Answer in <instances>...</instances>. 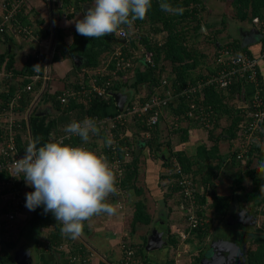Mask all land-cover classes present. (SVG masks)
<instances>
[{"label": "crops", "instance_id": "0c3cea01", "mask_svg": "<svg viewBox=\"0 0 264 264\" xmlns=\"http://www.w3.org/2000/svg\"><path fill=\"white\" fill-rule=\"evenodd\" d=\"M85 3H90L91 5L93 1H85L82 3V5ZM70 6L71 5L68 4L63 5L61 0H26L20 12L21 16L23 18L25 17V22H27V24L25 23L24 25L28 26L31 29V33L33 34L27 35L14 30H9L5 36H2L0 38V54L12 52L14 55V70H12L13 68H8L4 70L3 63L0 64V120H8L9 118L13 117L16 122L19 123V125L15 127V133L17 134L18 129L20 133V136L17 140L19 142H23L24 144L27 143L30 139L36 137L37 135L42 137L41 144H43L44 142H49L50 139L48 140V137L53 135L52 133L54 131L51 130L52 128L49 129V125L53 122L54 117L58 116V111H56L57 109L52 103L51 97L47 96L48 94L57 91L58 95L63 88L68 86L74 87V82L76 83L77 79L79 80V83L81 81H83L82 83L89 81L91 73H88L89 78H85L87 76L85 69L88 68L84 65V61L86 60V58L82 53L70 52L67 55L60 57L59 59L53 60V55L55 53L54 52L53 55H51L52 57L50 61L47 63L49 79L46 84L42 85V79L38 78L36 80H32L31 89H25V85L31 81L30 75L34 72L36 67L35 64H37L32 57V52L35 49L42 48V46H45L47 42H52L54 46H56V28H60L63 30V40L66 44L72 43L74 39L72 29L75 27V21L83 18L84 10L83 7H81L80 10H76L71 15H69L68 12H72ZM224 12L225 10L222 11L221 15L224 14ZM257 17L259 19L258 21L252 19V21H249V23L246 22V20H241L234 17L232 21L227 22L224 27V30H222V32L218 34L216 42L220 44L226 39L231 40L232 38H236L240 42L241 46L246 45L252 50V55H257L260 49L262 48L263 41L261 36L264 35V19L259 18V16ZM213 18L214 15H211L209 17V19L211 20ZM38 19H41L40 23H38ZM236 21H238V24L236 23V25L238 26L239 34L235 35L231 25ZM202 25L204 27L203 29H200V31L208 33V31L210 30L209 26L204 22L202 23ZM134 42L139 43L137 39H135ZM202 42L203 45H205L203 47L202 44H197L199 45L200 50H204V52L206 53L207 50H209L211 42L207 40H204ZM73 53L80 54L82 56L80 60V62H82L79 66H75L74 59L72 57ZM211 56H209L207 60L212 58ZM26 63H29L28 66L29 68L32 67V71L29 72V70H22L24 69ZM208 64L207 66L206 64H200V66L196 68V72L199 71L200 68L201 74H206L212 68V61H210L209 65ZM4 65H6V63H4ZM137 65L135 67V70H133V73L135 74L132 75L142 80H149L151 75V69L148 68L146 65ZM19 70L21 72H19ZM165 70L168 71L167 69ZM39 72L43 73V64H41ZM7 73L10 74L6 76ZM25 78H29L30 80L26 81V83H23L22 81ZM258 87H261L262 93ZM257 89L261 96H264V60L259 62L257 81H248L247 83H245L244 89L241 90V92L244 93V96L241 95L242 97L240 101H238L237 106L241 104L242 99L246 101L251 96H253ZM21 94H26L27 96L31 94V98L27 104H23L19 100L17 101ZM112 96L113 103L110 104L109 107H112L116 104L114 95L112 94ZM131 98L132 97H130L129 99ZM227 98L229 99V102L236 101L237 99L236 97L231 98L229 96ZM77 99L78 98H71L69 103L64 106H62L60 102L59 104L63 108L68 106L71 100ZM11 105L13 106L12 108H10ZM223 112H225V110ZM170 116L171 114L167 116L165 115L161 120L159 126L161 129L159 136L160 139H165L166 137L170 139L169 143L171 144V149H169L168 146L164 145L163 147L158 149V151H156V147L154 148L155 143L152 141L149 142L150 144L147 143L149 145L154 144L152 147L149 145L143 146L141 144H135L137 142L133 143L136 147V151L134 157H132L131 159L135 158V186L137 187V189H135L134 187L130 190L124 189L123 193L109 196L108 201L116 208V210L120 212L119 222L114 225L115 229L113 231L114 235H118V246L116 249H113L111 247L110 250H107V252L103 253L97 251L98 256L96 255V259L99 260L98 264H111L109 262H112V264L117 263L121 256L120 245L122 241L130 243L131 246L133 245V247L135 248L139 246V244L143 243L145 255L147 258V264H193L190 259L196 254H194V251L196 248H198L197 245L199 243V238L201 239L202 237L196 238L195 236H193V244H191L189 240H183L182 237L180 239L181 233L184 232L182 228L187 222L186 214L187 212H193V204H190L189 206L185 205L183 199L180 198L179 190L174 189L177 185L174 182H170L173 179L171 176H169L168 168H170L171 165L168 164L170 160L174 162L173 158L175 157L173 156L176 155L175 151L177 150H182L186 155H216L217 150V155H227L226 158H223L221 164L219 165L217 175L218 182L214 187V191L218 194H223L230 197L228 205L229 208L237 199L235 202L242 203V208H248L250 212H252L253 210L256 216L255 221L251 218L252 223L258 224L259 232L256 236H264V231L260 230V221L264 217V215L262 214V211L264 209V203H262L261 199L258 197H250V195H252L253 193L252 179L245 177L240 184L236 183L235 187H233L232 185V183L234 182L233 180L237 175L238 167L230 164V156L228 155H231L230 152L234 150L237 151V154L241 153V155H244L246 152H243L244 154L242 153V146L240 145V141L238 142V140L235 139L237 137L231 138L222 128L223 124L230 123V115L226 114V112L220 115V122L214 128V132L212 133L213 135H211V133H208L209 127L211 128L213 126H211V124L206 126L201 121L200 123L197 121H191L190 123H188V121H185V123L181 122L180 125L185 126L186 124L187 126L188 134L185 139L180 138L181 135H179L177 132L169 133L168 126H170V122L168 121ZM209 121L211 123L210 119ZM221 123L223 124L219 127ZM56 125V128L58 129L62 126H66L67 124L65 123V121H63L61 123L57 122ZM98 127L100 129L99 134L90 138L92 141H95V144L93 143L91 145L87 143L83 146L100 155H105L106 157L107 153H105V151L103 150L104 146L101 136L102 133L105 132V130L99 125ZM0 129L2 130V132L0 133L1 144L3 141L5 142L6 139V131L1 126V122ZM125 129L128 130L130 128L127 127ZM136 129L134 128V131H137ZM151 132L152 130H149L148 134L150 136L152 134ZM218 133L219 140H216L214 138L215 135ZM60 134H64V132L59 133L57 135ZM122 134L123 132H121V136ZM131 136L132 138L138 139L140 137H137L135 134H132ZM258 136L256 139H258ZM23 143L20 145H23ZM81 144H83V142H79L77 145ZM204 146L206 148L213 146L217 149H211L207 152V150H204L205 148H202ZM164 147H167L166 154L162 153ZM260 149L262 150L264 155V139L262 140V142H260ZM169 150H171L170 153H168ZM140 155H143V158ZM168 155H171L169 159H167ZM160 156H164L165 159H161ZM175 161L178 162L176 158ZM169 183H171L170 186ZM23 187V192L25 194L26 199L25 192H29L31 189L33 191V188L27 185L25 183V180ZM208 188L210 187L208 186ZM199 189L204 190L202 185ZM207 199L209 200V197H207ZM232 199L233 202H231ZM140 200L145 204V210L148 211L150 219L147 223H141L139 221H136L134 223V226L132 227L130 225L129 219L131 218V215L133 213L134 204H136V202ZM3 204L4 201L0 199V209L3 207ZM156 211H163V214H160V216H163L164 219L162 221H165L160 222L156 219L155 223H159L160 226L164 224L163 226L165 227L166 225H168L169 228L172 229V231L175 230L176 234L167 235L166 233H162L160 236H164L166 238L165 243L150 244L148 243L149 241L147 239L146 234L149 230V226L152 225L154 221L152 219ZM206 214H215V216L213 215L212 219L220 215H218L212 208L207 209ZM33 216H38L41 221L48 222L46 225L41 227L39 225H36L37 229L40 231V237L42 239H45L46 234L53 228V225L55 224L54 220H52L53 222L51 221L52 217L54 216L51 212L44 214L42 206L37 207L34 211H30L24 206L21 211L17 212L16 219H18L17 222H22L27 226L29 225ZM115 217L116 216L112 217L111 220L114 221ZM2 219L3 216L0 214V239L3 236L1 233V227L2 224H4ZM23 220L27 222H24ZM88 223V221L84 222L83 233L86 232L88 234V237L91 238L90 235H93L94 231H92L91 233L92 228ZM22 233H24L23 229L17 236L18 239L14 237L16 238L17 242L15 247L10 250L12 253V257L14 251L19 248L20 245H23L25 243L29 245L31 254L32 245L30 244L29 240L23 238ZM83 233L76 239L70 238L66 241V238L63 237V240L61 241L66 242V246H69V244H71V247H69L70 251L75 252L78 249H81L82 247L89 249V247H87L86 244L83 242L87 241V239L83 236ZM172 236L180 239L177 244V247H174L171 242ZM40 241L38 244L39 247L37 251L38 258L36 259V261L32 259V264H51V262L53 264L58 263V260L61 259L62 254L61 256L60 254L58 256L57 254L59 252L53 250L49 246V244L41 247ZM105 258L109 259V261L107 260L106 262H104L103 260ZM0 264H16V262L15 260L8 261L5 263H2L0 261Z\"/></svg>", "mask_w": 264, "mask_h": 264}, {"label": "trees", "instance_id": "16d2710c", "mask_svg": "<svg viewBox=\"0 0 264 264\" xmlns=\"http://www.w3.org/2000/svg\"><path fill=\"white\" fill-rule=\"evenodd\" d=\"M61 1L63 5H71L70 7L72 9V12H68V14L71 15L76 10H80L83 2H92L93 0ZM220 1H228L226 2L227 6L231 7L234 10L233 16L237 19L252 21L255 16H259V18L264 19V0ZM168 2L171 3L173 7L182 8V14H170L163 12L159 7V0H152V7L146 14V17L143 20H136L133 24V28L135 27V29L139 31L132 33L130 32V28H126L128 31L127 37L106 36L101 38L89 39L79 35L76 31V28L74 27L72 29L74 39L71 44H66L63 40V30L60 28H56V51L53 55V60L59 59L60 57L65 56L70 52L82 53L86 58V60L84 61V65L88 68L85 69L87 73V76L85 78H87L89 76L88 73H91V69L105 63L104 61H106V59L102 60V57L107 58L110 54L113 53L117 46H121V49L123 50L126 57L134 56V53L137 52L136 56L132 57V62L128 67H126V69H117V77L114 78L108 89H110L111 91H115L118 89L125 90L126 88L135 89V93H138L139 98L142 101L161 93L160 86L162 84L163 77L169 80L173 79V83L179 82L178 86L176 87L177 90L189 83H196L199 78L206 76L205 74H201L200 68L199 71L196 72V68L200 66V64H206V66L208 63L210 64L212 58L208 60L207 58L213 55L215 50L220 46V44L216 42V38L218 34H220L222 30H224L225 25L223 23L222 27L212 28L208 31V33L200 31V26L203 23V15L201 14V11L207 7L208 1L206 0H168ZM19 12L17 14V19L22 24H27L24 19L25 17L23 18L21 16V12ZM222 21H224V18H222ZM40 22L41 19H38V23ZM164 30L166 31L165 35L159 36L158 33ZM5 35L6 33L0 35V38ZM190 37L192 40L194 39L192 42L190 40L188 41ZM261 37L263 41L262 48H264V35H262ZM135 39L138 40L139 45H134L133 42ZM200 40H207L213 43L214 49L212 51L209 49L206 53L204 52V50H200L199 45L197 44V42ZM222 42L232 45L239 52H246L249 55L253 54L252 50L246 45L241 46L240 42L236 38H232L231 40L226 39ZM142 47L148 49L151 52L153 58V63L147 66L151 69L149 80L136 78L134 75H132L135 73H131V70H135L137 64L145 65L140 59V49ZM13 57L14 55L12 52L0 54V64L3 63L4 70L8 68H13L12 70H14ZM4 63H6V65H4ZM28 64L29 63L25 64L24 69H22L23 71H32V67L29 68ZM116 66V60L114 58H111V60L109 61V67L116 68ZM40 67L41 65L39 66V68ZM165 69H167L168 71H166ZM213 70L214 68H211L209 71L212 72ZM19 72L21 71L19 70ZM29 80V78H25L22 82L26 83V81ZM247 82L248 78L244 74L234 77L228 88L222 89L216 85L205 86L201 90V93L204 94L203 100L201 101V103H197L193 108L190 107V102L186 99L185 96H178L175 100H170L168 106L164 109V111H166V116L171 114L168 121L170 122V126H168L169 133L177 132L179 135H181L180 138L185 139L188 134L187 126L186 124L185 126L180 125L181 122L185 123V121H188V123H190L191 121H197L200 123L198 113L200 110H202L209 113L208 118L211 120V126L213 125L211 128L209 127L208 133H211V135H213L212 133L214 132V128L220 122V115L226 112V114H229L231 117L229 120L230 123H221L219 127L223 124L222 128L231 138L238 137L239 133L241 132V124H243L248 117V100L244 101L242 99L241 104L237 106L238 101H240L242 97L241 90L244 89V85ZM83 84L87 86V82H84ZM143 84H145V87L142 86ZM78 86L79 80L77 79L76 83L74 82V87L76 88ZM258 88L261 91V87ZM127 91L131 92V90ZM196 93L197 95H199L200 92L196 91ZM47 96L51 97V101L57 109L56 111H58V116L54 117L53 122L49 125V129L52 128L51 130L54 131L52 133L53 135L48 137V140L50 139V141H53L54 137L57 134L63 133V129L65 126L57 129V122L61 123L65 121V123L68 124L72 120L82 121L85 118H92L94 115H98L101 117L105 116L106 114H114L119 111V108L116 104L112 107H109V105L113 103L112 95L108 97L93 96L90 99H87V97H78L77 100H71L70 104L63 108L60 106L59 100L56 97L57 91L48 94ZM228 96L231 98L236 97L237 99L236 101L229 102V99L227 98ZM262 97L264 106V96L262 95ZM30 98L31 94L29 96H27L26 94H21L17 101L19 100L23 104H27ZM132 101L133 100L128 101V103L131 104ZM189 110H192L195 113V116L189 115ZM224 110L225 112H223ZM176 116L178 117V119H175ZM134 119L135 123L133 124H123L124 127L126 125L128 128H130L123 137L121 136V132L124 131V127L120 125L111 128L113 136L111 135L109 137L107 131L102 133L101 136L104 146L103 150L105 151V153H107V156H109V146H105V140L119 138L120 143H122L123 139L125 138L126 143H128L133 149L132 157H134L136 147L133 144L134 139L131 135L135 134L137 137L140 136V133H138V131H134V128H140V119L136 116L134 117ZM161 120L162 119H160V121ZM160 123L161 122L154 124L151 129L152 134L149 137L150 141L155 143L154 148L156 147V151H158V149H160L164 145L168 146L169 149H171L169 138L166 137L165 139H160ZM175 123H178V126H176ZM260 126L261 129H259V131L255 133V140L252 142L250 147H248L247 151H245L246 153L242 158L237 157L236 150L230 152L231 155L228 156H230V164L238 167L237 175L235 176L233 180L234 182L232 183L233 187L236 186V183L240 184L245 177L252 179L253 193L252 195H250V197H258L261 199V202L264 203V177L261 176L257 167L259 163L264 162V155L262 150L260 149V142H262V140L264 139V122L261 123ZM1 132L2 130L0 129V133ZM218 135L219 133L215 135L214 139L219 140ZM19 136L20 133L18 129L17 134L15 133L16 144L18 148L23 149L26 143L24 144L23 142H19L17 140ZM257 136L258 139H256ZM79 142L82 141L79 137L76 136L64 140V143H69L74 146ZM94 142L95 141L91 140L88 142V144L92 145ZM22 143L23 145H20ZM153 145L154 144L149 146L152 147ZM202 148H205L204 150H207V152L211 149H217L213 146L207 148L204 146ZM170 151L171 150H169L168 153H170ZM216 153L218 154V150ZM175 154L176 155L174 157L178 160L181 170L189 175V178L193 185L191 196L194 198V203H192L190 196H186L182 191L181 185L174 181V178L176 177V175H178L177 172L169 174V176H171L173 179L170 182H174L177 185L174 189L179 190L180 198L183 199L185 205L189 206L190 204H193V212H187V222L182 228L186 235L185 237H182V235H180V239L182 237L183 240H189L190 243L193 244V236H195L196 238H203V236L208 233V229L205 228L208 223H205L203 227H201L202 225H200L199 223H197V225H192L189 222V218L191 217V215H194L196 218L207 217L208 215L206 214V210L209 208H212L217 214L224 215L228 209L230 197L218 193L211 195L210 188H208V186H216L218 182L217 175L219 165L221 164L223 158H226L227 155H186L182 150L175 151ZM170 156L171 155H168L167 159H169ZM160 158L165 159L164 156H160ZM134 162L135 158L131 159L130 162H127L125 164L124 175L121 181L123 189L130 190L133 187L137 189V187L135 186L136 168ZM172 164L173 161L170 160L168 165H171L172 167ZM170 184L171 183H169V186ZM201 185L203 186L204 190L199 189ZM31 191L32 189L29 192ZM207 197H209V200L207 199ZM4 210L5 207L3 206L0 209V214L2 216ZM262 214L264 215V209L262 211ZM208 217L212 218L211 216ZM149 219L150 215L148 214V211L145 210V204L141 200L137 201L133 206V213L131 215V218L129 219L130 225L133 227L136 221L147 223ZM52 220L55 221V224L53 225V228L46 234L45 239H42L40 241V246L43 247L49 244V246L53 250L59 251L62 256H64L65 249L58 248V244L62 242L61 240H63V237L66 238V241L70 239V237L62 234L61 224L59 222H56L55 217H52L51 221ZM31 221H34V223H32L34 226L39 225L40 227L48 223L41 221L38 216H33ZM260 225V230L264 231V217L261 219ZM11 230L12 229L10 228H5L4 224H2L1 233L3 236L0 239V261L2 263L14 261L10 250L15 247L17 240L16 238H14V236L11 235ZM180 239L172 236L171 242L174 247H177ZM199 240L201 239L199 238ZM251 246L252 248L249 251L250 263L264 264V236H256L253 240H251ZM199 249H202V247ZM133 250V257L138 258V262L133 264H147L144 244H139V246H137L136 248L133 247ZM199 253L193 256V264H196L198 262L200 257ZM64 261H62L60 264H62Z\"/></svg>", "mask_w": 264, "mask_h": 264}, {"label": "built area", "instance_id": "2783aa9c", "mask_svg": "<svg viewBox=\"0 0 264 264\" xmlns=\"http://www.w3.org/2000/svg\"><path fill=\"white\" fill-rule=\"evenodd\" d=\"M26 0H0V35L7 33L9 30H14L19 33L32 35L31 29L22 24L17 19V14L24 6ZM255 21H258V17L253 18ZM125 31L127 29L125 28ZM128 32V31H127ZM127 37V36H126ZM54 46V45H53ZM49 43L42 48L35 49L32 52V57L35 64V70L30 75L31 81L25 85V89L29 90L32 87V80L38 78L42 79V85H45L49 79L47 71V63L51 59V55L55 52V46L53 47ZM140 53V59L142 63L146 66L153 63V58L151 52L142 47ZM137 52L134 53V56L126 57L124 55L121 46H117L112 53V58L116 60V68L109 67V61L97 68L91 69V74L87 86H85L82 81L79 83L78 87H65L57 95V98L62 106L67 105L71 98L78 97H87V99L92 98L93 96L108 97L114 93L108 89L109 85L112 83L114 78L117 77V69H126L131 62L132 57H135ZM264 60V48H261L257 55H249L246 52L237 51L232 45H229L225 42L220 43V46L215 50L212 55V68L214 70L208 71L205 77H201L197 80L196 83H189L179 90L176 89L179 82L173 83V79L169 80L163 77L162 84L160 86L161 93L152 97H149L145 100H140L138 93L132 95V103H128V100L123 109L117 111L114 114H106L105 116L94 115L92 118L96 120L97 125L103 127L105 131H108L109 136H113L111 130L115 126H123V124H133L135 123L134 117L140 119V129H136L140 134L147 135L149 130L152 129L154 124L161 122L160 119L166 115L164 109L168 106L170 100H175L178 96H185L186 99L190 102V107L193 108L197 103H201L204 98V94L201 93V90L205 86L216 85L219 88H228L229 84L233 81V78L237 75H246L248 81L255 82L258 78V66L259 62ZM43 64V73L39 72V66ZM131 70V73H133ZM10 73H7L9 75ZM40 79V80H41ZM196 91H199L197 95ZM262 96L260 95L258 89L255 91L254 95L251 96L247 101L248 106V117L243 124H241V132L237 137L238 142L242 146V153L247 151L248 147L255 140V133L261 129L260 124L264 122V106ZM13 106L11 105L10 108ZM202 108V107H200ZM188 114L195 116V113L192 110L188 111ZM198 117L200 121L208 126L209 113L202 110L199 111ZM5 118V117H4ZM175 119H178L176 116ZM1 126L5 129V142L3 141L0 144V199L4 201L3 206L5 207L3 213L4 227L10 228L13 222H16L17 212L21 211L25 206V194L23 190L24 178L20 177L19 179L15 178L13 174V163L15 160L21 158L24 155V149L18 148L15 139V127L19 125L16 120L11 117L8 120H0ZM201 123V124H202ZM178 126V123H175ZM123 128L124 131L122 137L125 136L126 131L129 129ZM65 136V134L56 135L55 140H60ZM113 143L108 147V155L106 156L107 161L109 162L111 168L116 174L117 182V194L123 193L124 189L121 185V181L124 175V167L127 162H129L133 155L132 147L126 143V139H123V142L120 143L119 138H113ZM243 153V154H244ZM105 156V155H103ZM244 155L241 153L237 154L238 158H242ZM174 157V156H173ZM172 167L168 168L169 174L177 172L178 175L174 180L181 185L182 191L186 196H190L191 202L193 203L194 198L191 196L193 191V185L189 178V175L186 172L181 170V167L178 162L175 161ZM189 222L192 225H197V218L194 215H191ZM182 237H185V233H181ZM67 243L62 241L58 244V248L65 249V255L58 260L60 264H98L99 260L97 259L92 249H78L77 251H70L69 246H66ZM68 247V248H67ZM121 256L117 263L113 264H133L138 262V258L133 257V248L130 243L121 242L120 245ZM59 252V251H58ZM60 256L61 253L59 252ZM53 264V263H51Z\"/></svg>", "mask_w": 264, "mask_h": 264}, {"label": "clouds", "instance_id": "9594fccd", "mask_svg": "<svg viewBox=\"0 0 264 264\" xmlns=\"http://www.w3.org/2000/svg\"><path fill=\"white\" fill-rule=\"evenodd\" d=\"M151 7L152 0H93L83 18L75 21V28L79 35L89 39L126 37L125 28L143 20ZM159 7L170 14L183 12L168 0H159ZM63 132L62 139L43 144L39 135L30 139L24 155L14 161L11 175L23 177L34 189L26 193L28 210L42 206L44 214L51 212L61 224L63 235L76 239L82 235L85 221L101 213L116 212L108 198L118 191L117 178L105 156L83 146L100 132L95 119L72 120ZM73 136L79 137L83 144L64 143ZM112 143L111 139L105 140V146ZM257 167L264 177V162Z\"/></svg>", "mask_w": 264, "mask_h": 264}, {"label": "flooded vegetation", "instance_id": "af4514ba", "mask_svg": "<svg viewBox=\"0 0 264 264\" xmlns=\"http://www.w3.org/2000/svg\"><path fill=\"white\" fill-rule=\"evenodd\" d=\"M149 137V134H140L139 139H133L134 142H137L135 144L147 146L149 145L147 143L150 142ZM210 193L211 195L216 193L214 187H210ZM235 201L233 202L232 199L231 202H233V204L230 208L228 207L224 215L220 214V216L218 214L219 216L214 219L208 216L197 218L196 224L199 223L202 225L201 227H203L205 223H208V225L205 226V228L208 229V233H206L203 239L201 238V240L198 241V248L194 251V254L200 252V257L196 264H200L202 257L211 259V256L216 260L213 261V264H251L249 261V251L252 248L251 240L258 234V224H253L252 219L244 215L243 208L241 207L242 203H236ZM160 214H163V211L155 212L152 219L154 221L152 225L149 226V230L146 234L149 241L148 243L150 244L165 243L166 238L160 236L162 233H166L167 235L176 234L175 230L172 231L168 225L165 227L163 226L164 224L160 226L159 223H155L156 219L160 222L165 221H162L164 218L160 216ZM213 215L215 216V214ZM231 243L237 244L240 250H237ZM200 246L202 249H199L201 248ZM192 259L193 257L190 261H192Z\"/></svg>", "mask_w": 264, "mask_h": 264}, {"label": "rangeland", "instance_id": "374dc122", "mask_svg": "<svg viewBox=\"0 0 264 264\" xmlns=\"http://www.w3.org/2000/svg\"><path fill=\"white\" fill-rule=\"evenodd\" d=\"M206 1H208L207 7L201 11V14L203 15L202 21L209 26L210 30L212 28L222 27L223 23H224V25H226L227 22L233 20L234 10L231 7L227 6L226 2H228V1H220V0H206ZM223 10H225V12H224V14L221 15ZM211 15H214V18L212 20L209 19V17ZM222 18H224V21H222ZM237 22L238 21L234 22L231 25L232 30H233L235 35L239 34L238 26L236 25ZM246 22L249 23V20H246ZM137 31H139V30L135 29V27L133 28V26L130 28V32H132V33L137 32ZM165 33H166V31L164 30L162 32H159L158 35L163 36V35H165ZM219 37H220V35H219ZM189 40L191 42L193 41L191 39V37L188 39V41ZM202 41H204V40H200L197 43L202 44V47H203L205 45H203ZM47 43H49L51 46L54 45L52 42H47ZM133 43L135 46L139 45L137 42H133ZM204 49H206V48H204ZM209 49L211 51L214 49L213 43L210 44ZM111 58H112V54H110L107 58L102 57V60L106 59V61H104L106 63V62L110 61ZM142 86L145 87V84H143ZM126 90H131V93L135 94V91H134L135 89H132V88L127 89L126 88ZM132 95H131V97H132ZM140 156H142V158H143V155H140ZM142 158H141V160H142ZM25 193H28V192L26 191ZM119 214H120V212L118 210H116V212L113 215L101 213L100 215L93 216L90 220H87L89 222L88 224L92 228L91 233H92V231H94V234L90 235L91 238H89L88 234L86 232H84L83 236L87 239V241H83V242L86 244L87 247L92 249V251L95 254H97V256H98L97 251L100 253H103V252H107V250H110L111 247L113 249L117 248V246H118V243H117L118 235H114L113 231L115 229L114 225L119 222V218H120ZM208 215L213 217L212 214H208ZM114 216H116L117 218L115 217V219L113 221V220H111V218ZM16 220H18V219H16ZM23 221L27 222L25 220H23ZM32 223H34V221H31L29 223V225L26 226V224H23L22 222L20 223V222L16 221V222H13L11 224V226H9V227H10V229H12L11 235L16 237V238L23 229V231H24V233H22L23 238L30 241V244L32 245L31 256H32V259L34 261H36V259L38 258V256H37V251H38V247H39L38 244H39V241L42 240V238L40 237V231ZM22 225H23V227H22ZM24 226H26V227H24ZM257 233H259V232H257ZM36 235H37V237H36ZM95 258H96V256H95ZM107 260L109 261V259L105 258L103 261L106 262ZM96 261H98V259ZM109 263L112 264V262H109Z\"/></svg>", "mask_w": 264, "mask_h": 264}, {"label": "water", "instance_id": "95a60500", "mask_svg": "<svg viewBox=\"0 0 264 264\" xmlns=\"http://www.w3.org/2000/svg\"><path fill=\"white\" fill-rule=\"evenodd\" d=\"M90 6V3H85L82 5L84 12L86 11L87 7ZM203 25L200 26V29H203ZM72 57L74 59L75 66H79L81 64L80 60L82 56L80 54H72ZM133 93L130 91L125 90H118L114 91L113 95L115 98V103L118 106L119 110L123 109L126 102L129 100ZM241 95L244 96V93L241 92ZM167 147H164L162 153L166 154ZM243 213L247 218H252L255 221V213L252 210V212L249 211L248 208H243ZM219 237V236H218ZM161 238V237H160ZM217 238V237H216ZM231 245H234L237 250H240V247L237 244L231 243ZM59 256V253L57 254ZM13 260H15L16 264H32V257L30 254V247L28 244L20 245L19 248H17L13 253ZM213 261H216L214 257L211 256L210 258H201L200 264H213Z\"/></svg>", "mask_w": 264, "mask_h": 264}]
</instances>
